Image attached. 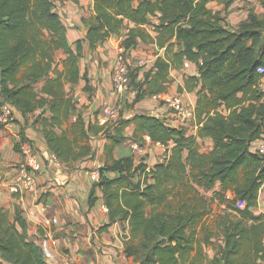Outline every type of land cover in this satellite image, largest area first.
Returning <instances> with one entry per match:
<instances>
[{"label":"trees","instance_id":"1","mask_svg":"<svg viewBox=\"0 0 264 264\" xmlns=\"http://www.w3.org/2000/svg\"><path fill=\"white\" fill-rule=\"evenodd\" d=\"M78 3L80 0H61ZM232 0H94L82 18L91 49L120 36L126 51L140 42L164 49L139 79L131 74L135 101L169 90L170 73L185 60L197 64L179 92L195 91L198 132L171 126L160 116L139 114L120 123L105 145L100 179L110 222L123 223L124 252L137 264H264V213L256 214L264 188V155L252 150L264 136V12L251 10L238 29L209 7ZM264 8V0H259ZM63 51L66 56L59 59ZM82 40L74 50L55 0H0L1 102L24 114L49 110L43 117L48 145L57 157L74 164L95 157L92 134L106 124L73 119L77 104L67 93L82 75ZM89 84L86 89L89 90ZM134 121V138L166 147L164 160L149 166L113 151ZM107 131V130H106ZM198 137H210L204 151ZM25 138V137H23ZM109 172H118L110 177ZM202 189L212 190L208 200ZM94 195V189L91 193ZM92 201V200H91ZM222 212L214 216L212 203ZM211 220V222H209ZM128 226V228H127ZM219 235L224 245L212 261L204 244ZM51 264L41 244L29 235L26 218L0 204V264Z\"/></svg>","mask_w":264,"mask_h":264},{"label":"crops","instance_id":"2","mask_svg":"<svg viewBox=\"0 0 264 264\" xmlns=\"http://www.w3.org/2000/svg\"><path fill=\"white\" fill-rule=\"evenodd\" d=\"M253 1L257 8L241 10L243 21L248 18L250 10L258 14L264 12L260 1ZM64 2L67 3L65 10L68 24L64 23L68 29V39L74 50H77L78 40H82L79 63L82 75H86V78H81L77 84L67 86V93L74 97L77 104L73 119L82 116L87 123L98 121L99 124H106V128L98 134H92L94 158L87 157L69 164L59 159L48 145L43 117L50 115L49 110L43 113L44 109H38L33 113L24 114L12 106L14 122L10 125H0V204L10 212L12 217L18 211L21 212L28 222L29 235L32 239L39 243L43 238L49 239L53 253V256L49 258L51 264H137L133 257L127 256L124 252L123 223L115 222L106 230L99 229L108 224L110 218L103 191L95 186L98 181L94 175L95 163L103 165L105 145L111 142L109 137L120 123L118 120H131L139 114L156 116L162 114L168 124L171 126L176 124L166 107L152 96L135 101L136 94L131 91L132 88L123 95L113 91L112 69L122 38L114 35L96 49H91L87 39V28L83 25L82 18L93 12L94 0H80L78 3ZM209 7L219 11L225 18L222 10L223 3L212 1ZM56 12L62 18V12ZM131 53L136 57L148 59V67H152L158 56L164 54V49L156 44L140 42L131 50ZM57 56L64 58L66 54L59 51ZM145 72V70L140 71L139 79L144 78ZM198 74L197 64L185 60L182 68L171 71L167 92L181 93L186 101L195 107L197 93L195 91L179 92L178 88L184 84L185 76ZM87 84H89V90L86 89ZM2 100L3 97L0 95V102ZM108 102L118 104L120 109L124 106L119 119L104 121L106 116L103 106ZM135 128L134 121L125 127L123 131L125 139L115 146L113 151L115 158L124 156L136 158L135 145L138 140L134 138ZM185 128L189 135H196L198 132V124L195 121L190 122ZM23 137L32 140L43 162V170L36 177L38 189L34 193L11 191L13 185L19 182L16 164L21 160L20 142ZM203 139H209L213 144L210 137H198L200 145ZM263 141L264 136L254 141L252 150L254 151ZM144 143L148 144L149 147L145 149L151 154L145 162L152 166L160 161L156 160L155 155L160 149L165 150V146L152 143L148 136H145L140 144L144 146ZM108 174L110 177L118 176V172ZM93 189L94 195L91 199ZM260 202L259 196L258 204ZM253 211L256 214L264 213V211L257 212L255 207ZM51 218H58L59 222L47 223L46 220Z\"/></svg>","mask_w":264,"mask_h":264},{"label":"built area","instance_id":"3","mask_svg":"<svg viewBox=\"0 0 264 264\" xmlns=\"http://www.w3.org/2000/svg\"><path fill=\"white\" fill-rule=\"evenodd\" d=\"M149 63V62H148ZM144 58L136 57L131 51H126L124 47L119 48L116 56L115 64L112 69L113 91L116 94L123 95L131 89V74L136 70L148 71L152 67H148ZM146 67V69H144ZM258 72L262 74L260 87L264 91V65L258 68ZM136 94V91L131 89ZM154 99L161 102L168 113L174 118V123L177 127H186L190 122L196 120L195 107L186 101L181 93L171 94L169 92L152 95ZM13 105L7 102H0V125H10L14 122ZM120 106L118 104L106 103L103 106L105 119H119ZM162 117V114H159ZM163 118V117H162ZM255 152L264 155V141L254 149ZM145 152V147L139 142L135 145V155H142ZM21 160L16 164L19 176V182L11 188L13 193L18 191L34 193L37 191V175L43 170V162L40 158L39 151L36 149L32 140L25 137L20 142ZM96 170L94 172L96 180L100 179V168L102 164L95 163ZM97 181V182H98ZM47 223L57 224L58 218L46 220ZM41 247L45 256L49 259L53 256L48 238H43L40 241Z\"/></svg>","mask_w":264,"mask_h":264},{"label":"rangeland","instance_id":"4","mask_svg":"<svg viewBox=\"0 0 264 264\" xmlns=\"http://www.w3.org/2000/svg\"><path fill=\"white\" fill-rule=\"evenodd\" d=\"M66 5H67V3L64 1L55 0V10L62 12L63 21L67 22V24H68V20H67L68 16L66 13L67 11L65 10ZM252 7L254 9L257 8V5L254 4L253 0H250L249 3H248V0H232L231 4H229V5H227L226 3H223L222 10L224 11V16L227 19V20H225L226 24L228 26H231L232 29L233 28H235V29L239 28L240 24L244 20V18L241 17V14H242L241 10L250 9ZM58 58L61 59V58H63V56H60ZM145 62H146V64H149L148 59H145ZM144 69H146V67ZM123 110H124V106L120 110V115L123 112ZM143 145L145 148L149 147L147 143H144ZM212 146H213V144H211L209 139H206V140L203 139L201 141V148L204 151L210 150L212 148ZM150 155L151 154H149L148 151L145 149V152L142 155H135V157H136L135 160L137 162H140L141 160H145ZM155 156H156V160H160V161L164 160L166 157V147H165V150L160 149V151ZM202 191H203L204 195L207 197V199L211 201L212 197H213V191L207 190V189H202ZM260 198H261V202L258 204V206L255 207L257 212L264 211V188L262 189V191L260 193ZM212 208H213L214 216L217 212L223 211V207L220 206L219 201L213 202ZM209 222H211V220ZM223 245H224L223 238L219 235L213 236L212 242L210 244H204V250H205V254L207 256V260L212 261L216 257V255L220 253Z\"/></svg>","mask_w":264,"mask_h":264},{"label":"water","instance_id":"5","mask_svg":"<svg viewBox=\"0 0 264 264\" xmlns=\"http://www.w3.org/2000/svg\"><path fill=\"white\" fill-rule=\"evenodd\" d=\"M3 81V71H2V67H1V64H0V85Z\"/></svg>","mask_w":264,"mask_h":264}]
</instances>
